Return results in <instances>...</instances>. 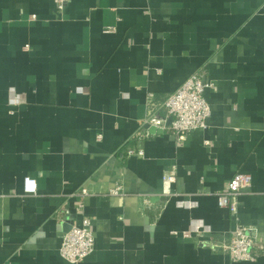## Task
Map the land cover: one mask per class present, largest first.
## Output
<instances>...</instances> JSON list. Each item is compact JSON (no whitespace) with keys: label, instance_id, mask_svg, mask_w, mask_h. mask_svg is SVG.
<instances>
[{"label":"crops","instance_id":"crops-1","mask_svg":"<svg viewBox=\"0 0 264 264\" xmlns=\"http://www.w3.org/2000/svg\"><path fill=\"white\" fill-rule=\"evenodd\" d=\"M196 71L216 83L208 127L142 136L148 96ZM236 173L233 213L217 193ZM83 216L79 264H264V0H0V264H68ZM237 223L252 260L223 247Z\"/></svg>","mask_w":264,"mask_h":264},{"label":"built area","instance_id":"built-area-1","mask_svg":"<svg viewBox=\"0 0 264 264\" xmlns=\"http://www.w3.org/2000/svg\"><path fill=\"white\" fill-rule=\"evenodd\" d=\"M54 1L58 10L62 11L68 0ZM32 17L35 15L33 14ZM215 87L214 80L205 78L201 72L196 71L191 73L175 91L169 93L161 103H158L155 97L150 94L148 96V112L144 121L148 128L142 133V136L149 135V127H156L171 131L178 141H183L190 132L207 128L211 107L205 92ZM18 101L17 97L12 98L14 104ZM206 143L208 144V141ZM143 154L142 149L133 147L127 149V155ZM164 178L168 181H175L176 177L168 173L164 175ZM250 183L249 174L236 173L227 181L224 189L217 193L219 205L236 213L239 197ZM119 188L112 189L111 193H118ZM23 190L26 194H36L38 192L37 179L26 175L23 178ZM87 192L86 188L82 189V193ZM194 228L196 231L210 230L209 227L200 224ZM256 238L257 230L254 227L237 223L223 242V247L231 253L234 260H252L255 258L253 246ZM95 242L91 219L83 216L79 223L73 224L64 233L60 252L68 264H79L94 251Z\"/></svg>","mask_w":264,"mask_h":264},{"label":"water","instance_id":"water-1","mask_svg":"<svg viewBox=\"0 0 264 264\" xmlns=\"http://www.w3.org/2000/svg\"><path fill=\"white\" fill-rule=\"evenodd\" d=\"M151 130H153V131H156V130H160V129H158V128H156V127H151Z\"/></svg>","mask_w":264,"mask_h":264}]
</instances>
